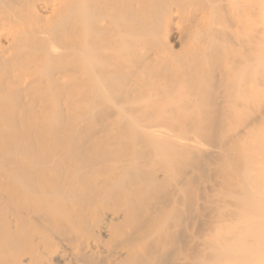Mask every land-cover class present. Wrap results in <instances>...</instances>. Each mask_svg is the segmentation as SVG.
<instances>
[{
  "label": "bare ground",
  "instance_id": "bare-ground-1",
  "mask_svg": "<svg viewBox=\"0 0 264 264\" xmlns=\"http://www.w3.org/2000/svg\"><path fill=\"white\" fill-rule=\"evenodd\" d=\"M261 262L264 0H0V264Z\"/></svg>",
  "mask_w": 264,
  "mask_h": 264
},
{
  "label": "rangeland",
  "instance_id": "rangeland-1",
  "mask_svg": "<svg viewBox=\"0 0 264 264\" xmlns=\"http://www.w3.org/2000/svg\"><path fill=\"white\" fill-rule=\"evenodd\" d=\"M259 110H257V112H258ZM263 255V254H262ZM261 264H264L263 262H261Z\"/></svg>",
  "mask_w": 264,
  "mask_h": 264
}]
</instances>
